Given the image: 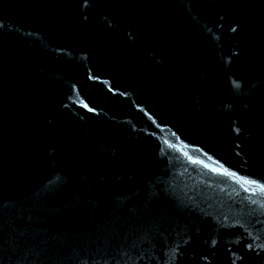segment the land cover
I'll list each match as a JSON object with an SVG mask.
<instances>
[{"label":"water","instance_id":"water-1","mask_svg":"<svg viewBox=\"0 0 264 264\" xmlns=\"http://www.w3.org/2000/svg\"><path fill=\"white\" fill-rule=\"evenodd\" d=\"M0 264H264V0H0Z\"/></svg>","mask_w":264,"mask_h":264}]
</instances>
